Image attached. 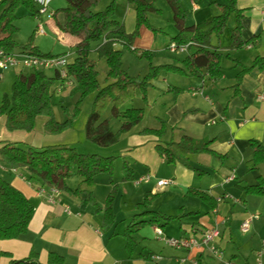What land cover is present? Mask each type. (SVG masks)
<instances>
[{
	"label": "crops",
	"instance_id": "obj_1",
	"mask_svg": "<svg viewBox=\"0 0 264 264\" xmlns=\"http://www.w3.org/2000/svg\"><path fill=\"white\" fill-rule=\"evenodd\" d=\"M111 1L102 0L94 11H103ZM150 1H154L155 7L160 10V13L153 14L162 16L163 5L158 6L159 0ZM55 2L53 0L51 4L54 15L66 5L65 0H59L57 4ZM181 3L188 13L186 26L190 28L218 16V6L224 4L225 0H181ZM237 4L238 9L243 12V38L255 40L241 50L228 51L225 48L230 45V39L226 42H222L221 38L213 39L212 44L221 48L223 55L230 56L227 59L233 67L232 73L228 75L230 77L226 75L224 67V75L219 80H212L209 76L195 78L174 73L166 76L161 73L152 81L147 92L150 116L125 134L117 144L102 147L104 150L99 151L105 157H116L113 176L102 174L95 180L94 195L100 208H104L112 190L111 179L118 185L114 203L116 221L108 231L102 228L103 211H97L82 197L58 191L53 194L55 202H52L49 197L51 188L30 184L26 180L29 177L26 171L8 170L0 166V178L20 190L35 207L27 233L18 239L0 240V264L24 260L32 253H36L40 264L48 262L50 253L62 256L67 264H193L194 260L198 264H219L200 249L178 250L166 242L173 238L199 235L215 224L220 226L221 237L218 243L225 259L237 264H256V256L260 253L264 264V195H250L243 189L258 184L260 177L264 179V164H260L255 170H250L247 165L253 154L250 141L264 142V99L260 97L264 96V71L253 70L246 74L236 91L237 75L241 68H237L232 61L239 60L242 67L248 68L256 57H264V0H238ZM232 16L235 28L237 19L235 15ZM168 17V28L177 36L179 31L174 24L172 10ZM47 20L52 21L51 30L61 36L57 40L63 42L60 45L69 52L41 53L71 56L73 51L69 48H74L79 41L60 29L58 24H63V15ZM115 20L124 24L126 32H133L136 26L135 6L126 0H117ZM233 29L229 31V38ZM159 30L163 29L159 27ZM39 36L46 37L47 33ZM43 41L40 38V42ZM135 45L136 42L133 48L137 49ZM153 53L155 55L154 51ZM160 59L164 60V65H181V61L173 62L171 58L162 56ZM14 71L0 70V90L14 81L17 75ZM163 124L166 132L161 139L141 133L145 128L160 130ZM184 136L197 141L214 140V150L227 155L228 159L219 161L207 154H191L187 158L189 167L179 162L168 164L158 154L156 146L179 142ZM35 138L36 128L31 133L10 132L6 128L5 118L0 117V147L4 142L33 146ZM117 160L122 161L119 175ZM125 161L134 171V180L129 181L134 182V186H131L134 191L132 201L128 200L130 192L126 188L124 192L121 190V185L128 183L122 180ZM194 169L199 170L202 175L197 174ZM232 176L234 179L228 181ZM160 180H173V184L158 189L157 183ZM80 182L81 178L74 168L67 184L75 190ZM191 189L206 192L215 198L218 203L216 209H211L197 197L189 195L188 191ZM121 192L126 196L123 204L128 221L120 215L121 210L118 213ZM147 193L157 195L149 211L181 218L168 225L164 222L161 225L149 224L137 230L134 234L135 250L130 256L126 248L125 233L138 214L136 205L143 201ZM221 198V202H218ZM157 201L162 202L157 205ZM251 216L257 218L251 222L249 232L243 233L241 225ZM150 219L151 217H144L140 221ZM158 226L163 232L161 237L156 233ZM154 255L161 259L153 260Z\"/></svg>",
	"mask_w": 264,
	"mask_h": 264
},
{
	"label": "trees",
	"instance_id": "obj_2",
	"mask_svg": "<svg viewBox=\"0 0 264 264\" xmlns=\"http://www.w3.org/2000/svg\"><path fill=\"white\" fill-rule=\"evenodd\" d=\"M135 6L136 26L133 32L128 33L123 23L116 21L117 0L103 11L95 12L94 9L102 0H65V7L56 11L54 18L63 15V24H58L60 29L76 39L74 47L76 57L68 66L69 78L74 79L75 91L79 94V103L89 94L95 93L92 111L85 125L86 139L99 146L111 147L121 138L140 125L145 117L144 109L122 107L132 101L137 92H141L143 99H147L148 89L152 81L156 80L163 72L180 74L187 77L204 78L209 76L212 80L223 77L222 63L229 59V54L223 55L218 46L212 44L213 39H220L225 33L229 19L236 16L237 25L231 31L230 45L225 49L238 51L253 44L255 38L245 40L242 35L241 19L243 12L238 9V0H225L219 5L220 14L210 21L202 22L188 28L186 21L188 13L183 8L181 0H167L172 12L178 35L172 42L185 45L192 42L190 52L181 60V65H155L153 53L149 50L138 52L133 46L141 35V30L147 28L157 32L149 22V13H160L155 7V2L150 0H126ZM198 1V0H197ZM25 8L29 15L36 17L37 8L34 0H0V49L8 54L16 52H29L40 57H53L51 54H42L38 47L33 45V40L26 45L19 44L15 37L18 33L16 21L17 10ZM129 48L141 59L149 63L148 72L144 76H131L123 68V49ZM96 53L99 58L106 60L108 71L106 85L99 82L97 64L90 58ZM66 55V54H64ZM241 71L237 75L236 91L239 90L244 76L253 70L264 71V57H256L252 66L242 67L239 60H232ZM62 80L57 72L48 74L47 71L22 70L15 76L12 83V93H4L0 103V117L6 120V128L10 132L24 131L31 133L36 128L38 117H45L44 131L48 134H60L73 125L79 107L76 105L73 119L59 122L55 116L58 106L57 93ZM64 88V82H62ZM61 88V90H62ZM179 91L178 89H174ZM173 90V91H174ZM77 103V104H79ZM111 108L112 117L121 120V126L114 131L110 118L103 119L105 112ZM166 132L165 125L162 129L145 128L141 133L154 135L161 139ZM214 140L197 141L189 136H184L179 142H171L166 146L157 145L158 154L168 164L177 162L189 167L187 158L191 154H207L219 161L228 159L227 155L220 154L213 148ZM252 159L247 162L250 170H255L264 164V142L251 140ZM116 157H104L97 154L79 153L76 148L69 145H50L35 148L24 143L4 142L0 147V166L8 170H23L29 174L26 179L30 184L40 188L56 189L82 197L94 206L97 211H103L104 231H108L115 224L114 203L118 185L111 179L112 190L109 193L104 208H100L96 201L94 190L98 175L113 176ZM81 178L75 190H72L67 181L73 169ZM194 171L202 175L199 170ZM124 182L134 180V171L127 161L123 164ZM247 194L256 196L264 195V179L259 178L258 184L243 188ZM189 195L197 197L211 209L215 210L218 203L215 198L200 190L191 189ZM157 195L147 193L140 203L136 205V214L125 233L126 248L130 256L135 250L134 234L137 230L149 224L165 225L178 220L181 216L171 217L148 209ZM35 214L34 204L11 183L0 178V240H14L28 232L30 223ZM144 217H151L148 221H140ZM161 228L160 226H158ZM163 227V226H162ZM6 253H4L5 255ZM10 264H40L36 253L21 261H12ZM46 264H67L65 259L55 253H50Z\"/></svg>",
	"mask_w": 264,
	"mask_h": 264
},
{
	"label": "rangeland",
	"instance_id": "obj_3",
	"mask_svg": "<svg viewBox=\"0 0 264 264\" xmlns=\"http://www.w3.org/2000/svg\"><path fill=\"white\" fill-rule=\"evenodd\" d=\"M56 1L55 4L59 2V0ZM54 4V5H55ZM163 5L164 7V13L162 16L155 15L153 13H149V22L150 24L159 30V27H161L162 31H151L147 28L143 29L140 37L136 40L135 47L137 48L138 52H141L143 50L149 49L153 53L155 52V55L153 53V64L155 65H164L165 62H163V59H160V57L164 56L167 58H171L173 62L181 61L185 58L186 54H180V53H171V51L168 49V44L172 42L173 38H175L176 33L172 32L170 30L167 24L168 16L170 15L171 9L167 3L166 0H159L158 6L160 7ZM16 15L18 16V19L16 21V25L18 27V33L15 37L16 41L21 45H26L30 42V40H33V45L37 46L40 52H48L52 51L55 54L63 53V51H68L66 47H63V42H58V38H61L60 35L55 34L54 31L51 30V20H47L46 17H43L44 27L45 31L47 33V36H39V33L37 31L39 21H37L33 16L29 15L27 10L25 8L20 7ZM235 26V19L234 16H231L229 22H228V30L226 33H224L221 36L222 42L229 41V31L233 29ZM40 38L44 39L43 42H40ZM69 39L68 37H66ZM75 41H77L75 39ZM73 43V42H71ZM151 47V48H148ZM72 50V54L70 56V60H74L76 57L74 48H69ZM69 52V51H68ZM54 56H60V55H54ZM90 58L96 62L97 69L99 71V82L101 86L106 85V75L108 71V66L106 63V60L104 58H99V56L96 53H92L90 55ZM122 63L123 68L128 71V73L131 76H144L149 69V63L146 59L139 58L136 54H134L129 48L123 49V57H122ZM231 63L225 59L223 61L222 67L225 69L226 75H230L233 71V67H231ZM230 67V68H229ZM20 70H15L13 73L19 74ZM24 73H29L30 70L24 69ZM48 74H53V71H47ZM168 74V76H172V73L163 72ZM230 77V76H228ZM12 83H9L3 87H1V96H3V93L11 94V86ZM75 81L74 79L70 78L66 84H64V88H62L61 91L57 93V100H58V106L55 108V116L59 122H64L67 119H73L74 116V110L76 105L79 107V112L77 113L75 119L73 120V125L70 129L67 131L60 133V134H48L44 132V124L46 122L45 117H38L36 121V140L35 144H33V147L35 148H42L41 145H44L43 147L50 146V145H69L73 148H76L79 153L84 154H97L100 156H103L102 154H99V151L104 150L102 147H99L91 142H89L86 139V132H85V125L88 120V117L92 111L93 103L96 97L95 93H91L87 95L80 103H79V94L75 91ZM162 93V92H161ZM0 96V99H1ZM1 103V100H0ZM79 103V104H77ZM129 108H142L144 109L145 117L147 118L150 116V110L147 103V99L144 100L141 92H137L136 96L132 101H129L126 103L122 110H126ZM110 118V124L114 131H117L119 127L121 126V120L116 119L112 117L111 114V108L108 109L103 119ZM105 157V156H104ZM122 167V161L117 160V175L120 174V170ZM27 173V172H26ZM197 178V182H198ZM134 186V182H128L123 183L121 185V190L124 192V188H126L129 192V201L134 200L133 198V190H131V186ZM143 187V185H142ZM123 192L120 193V198L118 201V213L120 211V215L128 221V218H126V209L124 201L126 199L125 194ZM124 196V197H123ZM194 200V199H192ZM162 201H157V205H159ZM196 202H198L196 200ZM89 207V206H88ZM128 217V216H127ZM122 218V219H123ZM124 222V221H123ZM121 222V224L123 223Z\"/></svg>",
	"mask_w": 264,
	"mask_h": 264
},
{
	"label": "built area",
	"instance_id": "obj_4",
	"mask_svg": "<svg viewBox=\"0 0 264 264\" xmlns=\"http://www.w3.org/2000/svg\"><path fill=\"white\" fill-rule=\"evenodd\" d=\"M37 8L36 19L39 21L37 31L39 35H45L46 31L43 24V17L47 19H53L54 13L51 11V4L53 0H34ZM193 45L189 42L185 45H179L176 42H172L169 45V50L171 53L188 54L190 48ZM70 55H60L53 57H40L29 52H16L12 54L6 53L4 50L0 49V70L3 72L11 70H40V71H54L57 72L62 80L59 84V90L61 91L62 82L64 84L70 79L68 74V66L70 64ZM264 99V96H260ZM149 178H146L148 180ZM234 177H230L228 181L233 180ZM173 184V180H160L157 183L158 189H164ZM42 191V189H41ZM54 193H58V190L51 189L50 199L55 202ZM222 198L218 200L221 202ZM257 218V216H251L249 219L245 220L241 225V230L243 233H247L250 230L251 222ZM156 233L159 237L163 235L161 228H156ZM221 237V230L219 224H215L212 228L204 231L203 233L197 235L192 234L188 237L173 238L167 240V244L178 250H192L194 248L200 249L210 257L216 259L219 264H237L233 260L225 259L222 249L219 247V240ZM264 249V244H263ZM153 260H160L161 257L154 255ZM193 264H198V261L194 260ZM256 264H262V255L259 253L256 256Z\"/></svg>",
	"mask_w": 264,
	"mask_h": 264
}]
</instances>
